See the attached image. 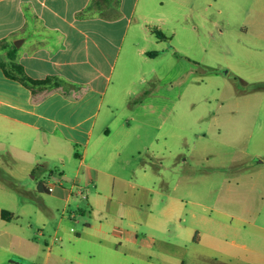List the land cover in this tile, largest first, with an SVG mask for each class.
Returning a JSON list of instances; mask_svg holds the SVG:
<instances>
[{
  "label": "rangeland",
  "instance_id": "1",
  "mask_svg": "<svg viewBox=\"0 0 264 264\" xmlns=\"http://www.w3.org/2000/svg\"><path fill=\"white\" fill-rule=\"evenodd\" d=\"M167 8L173 12L172 19L160 30L169 36L172 30L177 32L172 41L183 60L173 75L179 72V76L176 80L166 76L177 61L169 54L140 63L145 80L135 92L116 95L117 109L110 125L115 127L125 119L133 122L130 108L155 90L161 88L166 93L174 80L182 94L173 110L163 109L167 123L159 139L155 131L133 122L122 129V141L115 135L111 142H118L122 151L113 169L123 167L128 176H133L130 169L142 160L149 162L151 152L162 156L164 184L149 171L146 180L140 177L144 186L139 189L121 185L114 190L106 186L87 191L80 186L84 197L65 178H74L76 168L70 164L69 150L56 151L40 140L1 134L4 165L13 159V174L29 190L25 195L0 189V207L26 210L17 221L19 229L43 230L38 235L43 247L44 240L53 235L54 222L71 210L80 208L83 213L77 214L76 223L69 219L68 228L82 231L91 224L86 238L93 239L103 229H111L107 223L104 227V220L111 222L126 209L139 220L124 224L123 229L148 239L154 264H179L173 258L162 261L156 257L157 251L177 255L185 264H264V0H215L205 15H191L187 9L174 12L168 1L163 9ZM193 19L198 25L195 29L191 28ZM163 45L170 47L169 41ZM152 67L157 74L152 73ZM192 67L195 70L188 71ZM209 69L216 74H209ZM113 96L106 94V101ZM107 112L105 106L101 116ZM107 151L101 154L102 160L94 158V162L106 160ZM41 181L49 183V192L38 189ZM68 193L70 201L64 206L60 195ZM105 194H112L111 203L106 202ZM25 198L29 199L26 203ZM166 216H172L171 221L165 222ZM179 225L199 231L203 241L196 245L176 238ZM150 236L155 238L154 244ZM175 243L182 246L177 249ZM76 245L91 253L94 250V256L86 255L89 264H99L101 258L106 264L115 263L97 253L95 245Z\"/></svg>",
  "mask_w": 264,
  "mask_h": 264
},
{
  "label": "crops",
  "instance_id": "2",
  "mask_svg": "<svg viewBox=\"0 0 264 264\" xmlns=\"http://www.w3.org/2000/svg\"><path fill=\"white\" fill-rule=\"evenodd\" d=\"M167 1L175 8L174 12L187 9L191 15L198 12L205 15L215 2L0 0V135H20L28 141L40 140L56 151L69 150L70 164L76 167L74 178L65 176L71 188L82 186L89 191L109 186L114 190L122 185L124 189H139L144 186L141 178L146 180L149 171L160 177L164 184L160 171L162 156L151 152L149 162L142 160L130 169L133 176H128L123 167L113 169L115 158L122 151L118 142H111L115 135L120 137L119 142L122 141L125 135L122 129L131 127L133 122L138 127L155 131V138L159 139L158 135L167 123L163 109L173 110L180 100L182 92L173 82L179 76V72L174 76L173 71L183 60L179 59L182 55L172 41L177 32L172 30L169 36L160 30L172 19L173 12L169 8L163 9ZM157 7H162V10ZM192 23L194 26L191 28H197L195 19ZM154 29L160 30L165 39L157 38ZM18 39L21 42L16 46L14 42ZM164 41H169V49L164 47ZM165 54L177 57L166 73L168 78L175 77L170 81L171 89L163 93L160 88L150 96L145 95L129 110V118L133 122L125 119L111 127L114 110L117 109L116 95L135 92L137 85L145 80L140 63L145 65L153 62L152 59L160 60ZM151 70L157 74L156 68ZM191 70L195 68L188 71ZM208 71L216 74L213 69ZM28 78L42 82L29 86L21 80ZM108 93L115 96L106 101ZM105 106L108 112L101 116ZM107 144L109 146L106 147ZM105 150H108V158L95 163L93 159L102 160L101 154ZM5 159L0 156V189L8 188L26 195L29 188L20 183L12 172L14 160L6 162L5 166ZM62 161L65 162V158ZM63 177L61 172V179ZM42 187L50 188L45 182H42ZM70 196L69 193L60 195L64 206L69 204ZM104 198L108 203L113 199L112 194H105ZM25 199L26 203L29 199ZM3 211H6L4 215ZM26 212L0 207V264H89L86 255L94 256L95 252L78 247V242L95 245V251L106 255V259L113 258L114 264H154L153 256L148 252L153 251L147 245L148 239L142 238L140 233L131 234L123 229L124 224L131 225L139 220L126 209L111 222L104 220V227L107 223L111 229H103L93 239L86 238L91 224L82 231L72 226L68 228V220L72 218L76 223L77 214L83 213L80 208L71 210L69 215L54 222L53 235L44 240V247L38 239L43 230L36 233L19 229L17 221ZM171 217L166 216L165 222L171 221ZM178 227L181 231L176 238L196 245L203 241L199 231L184 229L182 225ZM150 237L154 244L155 238ZM174 245L177 249L182 246L180 243ZM156 257L162 261L173 258L179 264H185L179 256L164 251H157ZM106 263L107 260L100 259L99 264Z\"/></svg>",
  "mask_w": 264,
  "mask_h": 264
},
{
  "label": "trees",
  "instance_id": "3",
  "mask_svg": "<svg viewBox=\"0 0 264 264\" xmlns=\"http://www.w3.org/2000/svg\"><path fill=\"white\" fill-rule=\"evenodd\" d=\"M154 33L157 36V38L159 39H165V35L158 29H154ZM14 49V47H13ZM14 51L11 52V55L13 54ZM23 82H25L27 85L29 86H34L36 84H40L42 81L41 80H33V79H21ZM241 82L245 83V81H243V79H239ZM29 82V83H27ZM38 189L41 191H45V192H49V188L47 187V189H44V187H42V182H40L38 184ZM6 213V211L2 212V215H4Z\"/></svg>",
  "mask_w": 264,
  "mask_h": 264
},
{
  "label": "built area",
  "instance_id": "4",
  "mask_svg": "<svg viewBox=\"0 0 264 264\" xmlns=\"http://www.w3.org/2000/svg\"><path fill=\"white\" fill-rule=\"evenodd\" d=\"M49 190H50V188H49ZM77 192L85 197V195L83 194V191L81 190V188H78Z\"/></svg>",
  "mask_w": 264,
  "mask_h": 264
},
{
  "label": "water",
  "instance_id": "5",
  "mask_svg": "<svg viewBox=\"0 0 264 264\" xmlns=\"http://www.w3.org/2000/svg\"><path fill=\"white\" fill-rule=\"evenodd\" d=\"M21 42V39L16 40L14 43L16 44V46H19Z\"/></svg>",
  "mask_w": 264,
  "mask_h": 264
}]
</instances>
